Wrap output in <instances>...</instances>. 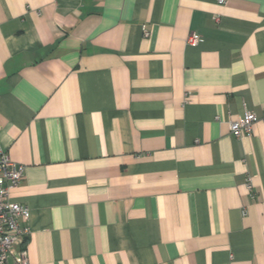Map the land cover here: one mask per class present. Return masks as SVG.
<instances>
[{
  "label": "crops",
  "instance_id": "1",
  "mask_svg": "<svg viewBox=\"0 0 264 264\" xmlns=\"http://www.w3.org/2000/svg\"><path fill=\"white\" fill-rule=\"evenodd\" d=\"M245 111L264 112V0H0L29 264H264V121L229 128Z\"/></svg>",
  "mask_w": 264,
  "mask_h": 264
},
{
  "label": "built area",
  "instance_id": "2",
  "mask_svg": "<svg viewBox=\"0 0 264 264\" xmlns=\"http://www.w3.org/2000/svg\"><path fill=\"white\" fill-rule=\"evenodd\" d=\"M225 3L226 0H216ZM201 40L197 34H190L189 44ZM264 121V112L257 117L253 112L245 111L237 120L229 124L230 133L234 137L249 134L256 120ZM24 166L12 161L9 155L0 148V264H29L22 238L28 233L26 222L30 212L27 206L11 201L10 191L15 188L23 175ZM246 187L251 188L250 179ZM12 257V263L9 258Z\"/></svg>",
  "mask_w": 264,
  "mask_h": 264
}]
</instances>
